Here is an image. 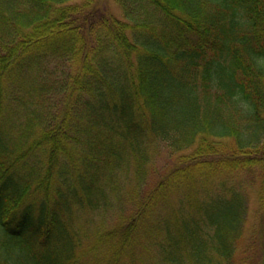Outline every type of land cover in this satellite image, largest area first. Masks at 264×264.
<instances>
[{"label": "trees", "instance_id": "16d2710c", "mask_svg": "<svg viewBox=\"0 0 264 264\" xmlns=\"http://www.w3.org/2000/svg\"><path fill=\"white\" fill-rule=\"evenodd\" d=\"M115 2L0 0V264H264V0Z\"/></svg>", "mask_w": 264, "mask_h": 264}, {"label": "rangeland", "instance_id": "374dc122", "mask_svg": "<svg viewBox=\"0 0 264 264\" xmlns=\"http://www.w3.org/2000/svg\"><path fill=\"white\" fill-rule=\"evenodd\" d=\"M97 6L107 10L108 12H112L113 14H115L116 16L120 17L121 19L124 17L123 13L121 11V9L119 8V6L117 5V3L115 2V0H97ZM192 149L188 150L186 153H192ZM38 156H42L41 152H38ZM153 154V163L150 166V172L153 170H155L156 176H158V172H167L169 171L173 164L178 163V155H170L171 153L169 152V150L162 144H158V147L155 149V152L152 153ZM153 178L150 177V183H149V187L154 185L156 182V178L152 176ZM128 190L130 191V189L128 188ZM129 208V206H123V209L127 210ZM160 213L161 210L159 209V206L156 208ZM258 204L255 198V195L253 194V198H252V202L250 205V211H249V216H248V222L246 224V229H245V240L249 241L251 239L252 236H254L256 229L258 227ZM130 213V212H129ZM118 216V215H117ZM117 216L114 213H110L107 217L106 220L101 219L99 216L97 215H91L90 217V225L87 228V232H88V237H86L84 244L88 245L90 243H92L95 239V233L97 231V228L99 226H103L104 228H111L117 221ZM150 232L144 228V227H139L138 229V233L136 235V237L133 239L132 241V249H130V247H128V251H137L140 252L142 250L141 245L142 242L144 241L146 243L147 239H148V234ZM85 247V246H84ZM134 248V249H133ZM147 258L145 259V264L147 263ZM139 262V261H138Z\"/></svg>", "mask_w": 264, "mask_h": 264}]
</instances>
